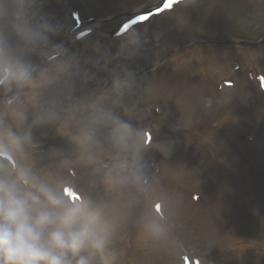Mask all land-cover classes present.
<instances>
[{"label":"clouds","instance_id":"obj_1","mask_svg":"<svg viewBox=\"0 0 264 264\" xmlns=\"http://www.w3.org/2000/svg\"><path fill=\"white\" fill-rule=\"evenodd\" d=\"M42 2L0 0V264H125L131 234L174 264H208L210 242L179 226L184 193L162 179L185 169L167 163L174 142H153V126L138 123L153 109L161 114L144 103L151 82L126 63L139 56L144 37L125 25L114 54L96 45L95 57L82 61L57 43L74 30L70 22L43 13ZM233 15L264 32L259 12ZM233 98L223 90L203 99L200 112ZM197 115L188 109L185 126ZM36 129H54L66 149L45 163ZM151 149L163 157L159 166L146 159Z\"/></svg>","mask_w":264,"mask_h":264},{"label":"rangeland","instance_id":"obj_2","mask_svg":"<svg viewBox=\"0 0 264 264\" xmlns=\"http://www.w3.org/2000/svg\"><path fill=\"white\" fill-rule=\"evenodd\" d=\"M148 1L43 0L42 11L55 20L70 22L75 29L87 22L120 16L148 5ZM234 10L244 15L255 10L264 15V0H198L197 6L187 9H179L172 4L146 21L124 18L99 26V29H88L86 35L78 38L68 51L82 61L95 57L93 48L96 45L114 54L122 35L117 31L123 22H130L127 25L142 34L145 43L139 56L126 63L137 74L155 68L139 78L153 86L144 103L158 106L161 114L153 109L151 115L147 114L146 119L138 123L141 126L152 125L153 130L157 123L159 134L155 136L153 132V142L154 137L156 140L173 141L174 150L167 163L185 168L178 179L167 175L162 177L185 195L179 226L188 237L210 242L213 248L205 254L208 264H264V117L261 115L264 95L257 92L254 108L248 98V92L254 87H250L248 72L255 65L264 70V57L261 58L264 45L231 50L204 44L196 45L188 55L179 54L173 59L171 55L194 36L215 41H254L264 35L249 23L236 24ZM68 37L58 38L57 43H64ZM86 67L96 71L91 65ZM97 75L104 74L97 72ZM224 78L228 81L234 78L229 81L231 84L236 82V91L233 87V90L228 88L234 93L232 103L215 112H200L204 97L210 95L215 98L227 90L228 84L221 82ZM190 108L198 115L186 127L185 117ZM164 116L167 120L159 128ZM215 122L219 123V132H212L211 126H215ZM176 123L181 129L174 130ZM52 130L36 129L34 134L41 139V145L55 137L53 147L65 150V138L57 133L53 135ZM242 133L254 136L255 148L248 144L249 138L241 144L233 140ZM223 138L233 140L230 142L240 148L221 142ZM50 150L43 155L45 163L52 159L54 151ZM154 152V149L149 150L146 159L157 166L155 163H162L163 157ZM217 154L227 156L222 158ZM129 242L125 264H174L170 257L146 245L136 234L129 236ZM187 264L197 262L188 260Z\"/></svg>","mask_w":264,"mask_h":264},{"label":"snow or ice","instance_id":"obj_3","mask_svg":"<svg viewBox=\"0 0 264 264\" xmlns=\"http://www.w3.org/2000/svg\"><path fill=\"white\" fill-rule=\"evenodd\" d=\"M172 3H173V0H169V3L166 4L165 6L170 7L172 5ZM142 19H146V17H142Z\"/></svg>","mask_w":264,"mask_h":264},{"label":"bare ground","instance_id":"obj_4","mask_svg":"<svg viewBox=\"0 0 264 264\" xmlns=\"http://www.w3.org/2000/svg\"><path fill=\"white\" fill-rule=\"evenodd\" d=\"M150 2H149V4L150 5H155V2H157L158 0H155L154 2H153V0H149Z\"/></svg>","mask_w":264,"mask_h":264}]
</instances>
